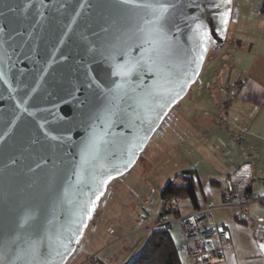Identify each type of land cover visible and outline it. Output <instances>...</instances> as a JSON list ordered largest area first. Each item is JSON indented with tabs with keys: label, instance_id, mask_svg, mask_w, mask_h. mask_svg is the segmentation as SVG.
Returning a JSON list of instances; mask_svg holds the SVG:
<instances>
[{
	"label": "water",
	"instance_id": "95a60500",
	"mask_svg": "<svg viewBox=\"0 0 264 264\" xmlns=\"http://www.w3.org/2000/svg\"><path fill=\"white\" fill-rule=\"evenodd\" d=\"M232 14V0H0V264L66 263Z\"/></svg>",
	"mask_w": 264,
	"mask_h": 264
},
{
	"label": "rangeland",
	"instance_id": "374dc122",
	"mask_svg": "<svg viewBox=\"0 0 264 264\" xmlns=\"http://www.w3.org/2000/svg\"><path fill=\"white\" fill-rule=\"evenodd\" d=\"M257 7V0H232L233 14L226 33L227 42L232 38L233 26L240 22L239 15L245 13L243 17H247L249 21L246 22L251 28ZM235 12L238 21L233 19ZM241 29L242 33L248 34V27L242 25ZM227 42L223 48L208 52L197 79L166 114L135 164L108 184L85 228V236L65 264H81L89 256L105 264L128 263L151 236L143 234L148 224L145 215L149 213L153 218L151 221L155 220L162 208L160 193L168 181H176V176L194 171L202 182L203 190L199 192L202 203L204 192L214 193L219 188L217 184L212 186L210 179L223 180L222 175L227 174L229 166L237 165L241 159L249 161V165L257 162L258 158L252 159L256 154L254 144L244 139L236 124L246 117L242 114L248 112L247 105L240 113L223 108L225 101L219 75L231 66L235 54ZM240 42L239 46L246 45ZM242 106L243 103H239V108ZM146 196L151 198L149 206L143 203ZM176 200L181 214L192 208L188 199ZM163 216L168 221L173 219L170 213ZM169 233L179 248L182 236L178 223L171 224ZM179 255L181 264H192L184 253L179 252Z\"/></svg>",
	"mask_w": 264,
	"mask_h": 264
},
{
	"label": "crops",
	"instance_id": "0c3cea01",
	"mask_svg": "<svg viewBox=\"0 0 264 264\" xmlns=\"http://www.w3.org/2000/svg\"><path fill=\"white\" fill-rule=\"evenodd\" d=\"M257 6L258 11L252 17L251 28L246 22L249 21L247 17H243L245 13L243 16L239 15L240 22L233 26L232 38L227 45L228 48H233L235 54L231 66L225 68L226 71L221 72L219 78L220 91L224 93L223 108L235 109L240 113V109L247 105L248 112L242 114L246 117L239 119L236 124L244 139L254 144L256 154L252 159L258 158V163L254 161L253 165H249V161L241 159L237 165L229 166L227 174L222 175L223 180L210 179V183L215 182L212 186L219 185V190L216 189L214 193L208 190L207 194L204 192L205 199L202 203L199 198L201 208L207 202L218 204L235 185L242 195H249L251 198L264 196V0H257ZM242 25L248 27V34L242 33ZM240 41L246 45L239 46ZM225 44L226 42L219 49ZM239 103H243L241 108ZM199 180L203 190L201 179ZM192 212L193 208L183 214L190 215ZM211 216L218 227H226L230 241V247L223 253V261L217 264H264V203L215 209Z\"/></svg>",
	"mask_w": 264,
	"mask_h": 264
},
{
	"label": "built area",
	"instance_id": "2783aa9c",
	"mask_svg": "<svg viewBox=\"0 0 264 264\" xmlns=\"http://www.w3.org/2000/svg\"><path fill=\"white\" fill-rule=\"evenodd\" d=\"M150 201L151 198L146 196L143 203L149 206L151 203ZM257 202H264V196L260 198H251L249 195H242L235 185L218 204L207 202L203 208L193 210L190 215H184L180 212L181 210L177 200L175 198H167L162 200V208L158 211L154 221H151L153 218L149 213L145 215V222L148 224L145 226L144 232H142L146 237H149L154 230H168L171 224L176 222L179 225L182 236V243L179 246V251L184 253L192 264H217L223 261V253L230 247V241L227 236L226 227L220 228L214 222L211 216L212 210L246 207ZM167 213L172 214V220L168 221L163 216ZM108 231L111 233L110 229ZM84 236L85 233L82 238ZM81 264L104 263L89 256L85 262Z\"/></svg>",
	"mask_w": 264,
	"mask_h": 264
},
{
	"label": "trees",
	"instance_id": "16d2710c",
	"mask_svg": "<svg viewBox=\"0 0 264 264\" xmlns=\"http://www.w3.org/2000/svg\"><path fill=\"white\" fill-rule=\"evenodd\" d=\"M225 42H227V38ZM211 184L214 185L215 182H211ZM201 191L197 174L194 171H186L176 176V181H168L162 188L160 196L162 200L167 198L188 199L193 210H198L201 208L199 203V192ZM169 229L154 230L151 236L143 242L139 251L126 264H181L179 248L176 247Z\"/></svg>",
	"mask_w": 264,
	"mask_h": 264
},
{
	"label": "snow or ice",
	"instance_id": "6c2138e0",
	"mask_svg": "<svg viewBox=\"0 0 264 264\" xmlns=\"http://www.w3.org/2000/svg\"><path fill=\"white\" fill-rule=\"evenodd\" d=\"M151 7V6H150ZM166 9H165V7H164V5H160L159 6V11L162 13L163 11H165Z\"/></svg>",
	"mask_w": 264,
	"mask_h": 264
}]
</instances>
